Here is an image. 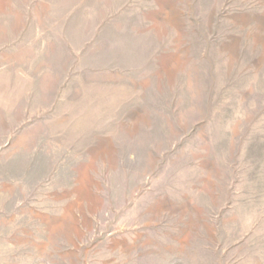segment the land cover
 <instances>
[{
    "label": "rangeland",
    "instance_id": "374dc122",
    "mask_svg": "<svg viewBox=\"0 0 264 264\" xmlns=\"http://www.w3.org/2000/svg\"><path fill=\"white\" fill-rule=\"evenodd\" d=\"M0 264H264V0H0Z\"/></svg>",
    "mask_w": 264,
    "mask_h": 264
}]
</instances>
